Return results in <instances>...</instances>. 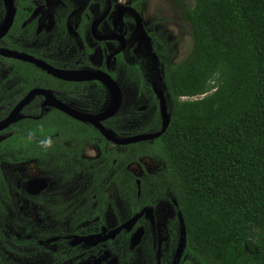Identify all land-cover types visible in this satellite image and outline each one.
<instances>
[{
    "label": "flooded vegetation",
    "instance_id": "obj_1",
    "mask_svg": "<svg viewBox=\"0 0 264 264\" xmlns=\"http://www.w3.org/2000/svg\"><path fill=\"white\" fill-rule=\"evenodd\" d=\"M11 3L9 15L0 0V111H7L0 120L37 92L22 106L21 118L0 131V142H8L0 163L12 165L26 181L21 189L6 191L12 217L23 223L34 217L42 229L34 241L26 236L14 243L38 248L45 264H189L191 257L196 262L186 250L184 231L171 232L169 220L178 211L162 161L140 154L155 139L117 144L97 126L117 138L135 135L126 128L136 126L134 110H147L150 105L139 104L148 99L156 110L148 133L161 129L157 91L170 114L164 68L176 64L169 35L159 38L155 27L143 23L138 0ZM104 76L114 82L119 97L125 78L137 82L130 115H118L121 99L118 104V93ZM115 101L112 116L99 118L98 124L88 120L109 112ZM44 119L61 132L28 136L23 144L12 138L17 124ZM0 207L1 216V198ZM81 223L85 227H78ZM0 264H12L1 251Z\"/></svg>",
    "mask_w": 264,
    "mask_h": 264
},
{
    "label": "trees",
    "instance_id": "obj_2",
    "mask_svg": "<svg viewBox=\"0 0 264 264\" xmlns=\"http://www.w3.org/2000/svg\"><path fill=\"white\" fill-rule=\"evenodd\" d=\"M170 1L192 43L164 68L170 123L140 154L162 161L191 255L202 264H264V0ZM43 132L61 131L45 119L22 122L12 138Z\"/></svg>",
    "mask_w": 264,
    "mask_h": 264
},
{
    "label": "rangeland",
    "instance_id": "obj_3",
    "mask_svg": "<svg viewBox=\"0 0 264 264\" xmlns=\"http://www.w3.org/2000/svg\"><path fill=\"white\" fill-rule=\"evenodd\" d=\"M142 3V19L143 23H148L151 27H155V31L158 34V37L161 38L162 34L169 35L170 37V47L172 51L171 58L174 63H179L183 58L186 57L190 48H191V27L188 22H186L182 16V9L179 5L175 4L170 0H138ZM187 6L192 5L190 0L185 1ZM154 33V30L151 31ZM125 93L121 99V106L118 112L125 116H128L129 110L137 102L135 91L137 88V82L129 81L127 78L123 80ZM143 84V82H142ZM147 87L146 84H143L142 87ZM150 93V92H149ZM150 105L147 110L140 112L138 109H135L137 124L141 122L140 127H131L126 128L127 132H136V134L152 132L147 126L148 121L154 119L156 115V110L154 105L149 104L148 99H144L139 105ZM169 106V105H168ZM171 105L169 106V110ZM113 115V114H112ZM111 115V116H112ZM135 134V135H136ZM10 164L1 161L0 163V198L2 199L3 212L0 216V251L6 256V260L12 264H45L43 253L36 248L35 246H18L15 244V241L22 243V240L31 239L34 241L39 231L42 230L39 226V223L35 221L34 217H28L26 223L19 222L14 220L11 215V204H7V193L8 187L14 186L15 188L21 189L22 185L26 181L19 176L18 172H13ZM163 168V166H162ZM16 175V177H12ZM19 185H16V184ZM167 206V203H165ZM168 210V208H167ZM128 212V211H126ZM128 217L133 215L131 213L127 214ZM31 216V215H30ZM173 217V218H172ZM171 223V232L179 235L183 230L182 223L179 219L178 213L174 214L170 218ZM86 224L81 223L78 225L85 227ZM112 226H116L115 223H112ZM77 229V227H76ZM2 232V237H1ZM178 235V236H179ZM14 239V240H13ZM14 243V244H13ZM9 247V249H8ZM189 257V256H188ZM187 257V258H188ZM192 258V257H191ZM188 259L189 264H202L200 261L192 262V259ZM191 260V263H190Z\"/></svg>",
    "mask_w": 264,
    "mask_h": 264
},
{
    "label": "water",
    "instance_id": "obj_4",
    "mask_svg": "<svg viewBox=\"0 0 264 264\" xmlns=\"http://www.w3.org/2000/svg\"><path fill=\"white\" fill-rule=\"evenodd\" d=\"M4 2H5V5H6V8H7V11L9 13V15H11L12 12H11L10 9H13L11 0H4ZM22 60H29V61L34 62L36 64H40V62H38L37 60H34V59H32V58H30L28 56H24L22 58ZM52 72L54 74L58 75L55 70L54 71L52 70ZM104 77L107 78V80L110 82V84L116 89V91L118 93V104H119V91H118V88L115 86L114 82L110 78H108V76H104ZM35 92H37V91L34 90V91L30 92L29 95H27L20 103H18L9 112V114L4 119L0 120V131L5 129L6 127H8L10 124L18 121L21 118L20 110H21L22 106L30 99V97ZM157 96L160 99L159 100L160 101V113H161V119H162L161 129L158 132L141 133V134H137V135L117 138L111 131L99 126V124L96 122V121H98L99 118L110 116L111 114H113L116 111V109L118 107V105H116V101L114 102L115 107H112L109 112H106L103 115L96 117V119H93V120L88 119V120L93 121V123L94 122L97 123L98 124L97 126H98L99 130L101 131V133L103 134V136L106 139H108L110 141H113V142H115L117 144H122V145L126 144L127 145V144L136 143V142H139V141H146V140L156 139V138H158L161 134H163L166 131V129L169 126V123H170V114L167 113V109H166V105H165V99L163 98V95H162L161 92L157 91ZM67 113L70 114L71 116L75 117V118H81L80 116L76 115V113H72V112H69V111ZM83 120H85V119H83Z\"/></svg>",
    "mask_w": 264,
    "mask_h": 264
},
{
    "label": "bare ground",
    "instance_id": "obj_5",
    "mask_svg": "<svg viewBox=\"0 0 264 264\" xmlns=\"http://www.w3.org/2000/svg\"><path fill=\"white\" fill-rule=\"evenodd\" d=\"M112 90L114 91V93L116 92L115 88L113 86H111ZM117 105V104H116Z\"/></svg>",
    "mask_w": 264,
    "mask_h": 264
},
{
    "label": "built area",
    "instance_id": "obj_6",
    "mask_svg": "<svg viewBox=\"0 0 264 264\" xmlns=\"http://www.w3.org/2000/svg\"><path fill=\"white\" fill-rule=\"evenodd\" d=\"M183 98H185V99H189L188 97H183Z\"/></svg>",
    "mask_w": 264,
    "mask_h": 264
}]
</instances>
